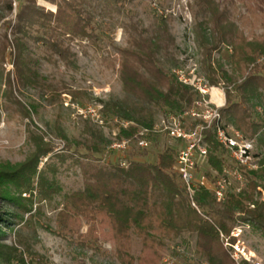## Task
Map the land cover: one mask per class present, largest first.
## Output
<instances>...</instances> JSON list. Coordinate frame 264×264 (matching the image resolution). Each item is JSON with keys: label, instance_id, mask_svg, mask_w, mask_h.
Returning <instances> with one entry per match:
<instances>
[{"label": "trees", "instance_id": "obj_1", "mask_svg": "<svg viewBox=\"0 0 264 264\" xmlns=\"http://www.w3.org/2000/svg\"><path fill=\"white\" fill-rule=\"evenodd\" d=\"M41 1L54 6L55 11H46L37 0L17 2L15 19L4 23L6 28L0 35V64L8 50V56L13 57V80L10 74L6 76L8 98L23 119L38 117L42 104L56 111L54 120L44 125L50 136L63 143V153H54L57 147L27 126L26 139L32 150L18 170L7 176L9 183L26 180L16 191L18 197L29 193L35 180L39 198L48 202L54 196L61 198L54 232L64 240H81L82 248L85 241L95 248L102 235L113 245L119 264H161L162 254L171 244L177 248V240L185 235L194 240L192 257L196 263L235 264L223 248L220 234L228 236L235 225L245 224L264 236V34L250 36L244 30L252 19H264V0H191L189 5L193 40L202 56L201 72L209 86H223V123L246 139L255 138L262 154L258 170L242 175L245 186L240 192L232 186L223 201L216 202L212 194L199 189L193 197L195 208L173 171L175 155L170 148H163L154 162L132 159L122 168L100 160L111 140L89 120L80 119L76 136L68 134L64 101L69 97L71 104L78 105L90 97L65 81L63 75L44 70L46 65L72 75L78 73L79 58L71 42H100L98 33L104 21L117 23L125 47H113L116 58L111 63L115 68L116 62L125 97L99 101L100 113L109 122L116 119L134 127L120 128L116 140L132 138L138 128L151 129L163 112L189 110L199 95L173 73L180 63L174 55L177 47L171 16L164 15L165 0ZM147 5L153 10L149 21L139 14ZM12 11L13 1L0 0V21ZM222 47L229 49L227 59L214 64L213 54ZM13 91L18 97L28 95L26 101L15 99ZM207 147L209 171L205 176L212 180L211 172L221 174L224 162L211 132H207ZM137 151L128 155L146 157V152ZM42 160L45 170H37ZM54 160L56 164L51 167ZM66 160L78 170L81 187L61 194L57 174ZM0 198L13 202L8 189L2 187ZM31 212L24 211L29 215L27 226L42 216ZM83 222L87 226L84 239L80 234ZM133 238L140 245L137 253L132 249ZM182 242L187 244L184 239ZM24 249L29 264H49L29 246ZM15 260L25 264L21 255Z\"/></svg>", "mask_w": 264, "mask_h": 264}, {"label": "rangeland", "instance_id": "obj_2", "mask_svg": "<svg viewBox=\"0 0 264 264\" xmlns=\"http://www.w3.org/2000/svg\"><path fill=\"white\" fill-rule=\"evenodd\" d=\"M11 1H13V11L10 16L0 21V35L6 28V26L4 27V23L15 19L17 4L23 0ZM37 4L43 7L46 11H55L54 6L41 0H37ZM190 4L191 0H165V3L163 4L164 10H166L164 15L171 16V31L176 39L175 45L177 47L174 55L175 59L180 63L175 71L172 72L176 73L177 76L186 79L189 82L188 85L193 88L194 91L196 90L192 85H195L198 82L207 87H211L210 99L212 101L216 98V93L213 90L218 91L220 95L224 96V91L222 89L223 86L222 84L218 87L209 86L201 72L202 56L193 40ZM237 7H239L237 11H240L241 13L242 8L239 4H237ZM139 14L145 21H149L153 15L152 7L147 5L146 7L140 8ZM257 20L254 21L252 19L251 25L248 27H246V25L244 26V28L246 27L244 29L246 34L248 33L250 36L264 34V19ZM109 24L110 23L107 21H104V27H102L101 31L98 33L99 37L102 39L100 42H71L73 51L78 54L79 58L80 71L78 73L72 75L69 72H64L63 68L55 70L46 65L44 66L45 71L63 75L65 81L75 88L83 89L88 97H90L89 101L86 100L78 105L75 103L71 104L69 97L64 101V104L66 103L68 106H63L65 109V115L63 118L65 119V129L70 135H77L76 127L78 126L80 119L89 120L78 114L77 106L79 109H81L80 107L86 106H98L101 109L99 101H106L110 97L118 99H124L125 97L116 75V62L115 68L111 63V61L116 58L113 47H115V49L124 48L125 37L117 23H113V25ZM228 53L229 49L227 47H222L218 53L213 54L212 62H214V64H216V62L222 64L227 59ZM4 57L3 64H0V187L8 189L9 195L14 203H9L6 199L0 198V264H18L15 259L20 255L23 262L29 264V259L24 249L25 245L29 246V248L35 253L46 257L49 264H119L115 259L113 245L102 235L99 236L95 248H91V245L86 241L84 248H82L79 244V241L81 240L70 237L64 240L54 232V220L58 211L61 210V206L58 205L61 201L59 196H54L50 202L42 200V198L38 197L37 184L34 180V183L30 188L31 191L27 194H22L20 196L21 198H19L16 191L19 185L24 184L26 180L23 181V179H21L15 183L8 182L7 176L9 177L18 170L19 166L23 164L32 150L26 139L27 126H29V130L35 134H43L45 142L51 143L54 147H57L54 152L56 154L63 153V143L50 136L49 131L44 125L45 121L54 120L57 115L56 111L42 104V108L39 110V116L33 117L32 120L28 121L23 119L18 114L17 108L11 104V101L8 98L6 76L7 74H10V78L13 80V57L8 56V50ZM0 60L2 59L0 58ZM224 69H227L226 66H224ZM71 75L73 76V81L70 79ZM13 96L15 99H19L23 103L26 101L25 98L28 95H25L26 97H18L13 91ZM67 110H69V113L66 112ZM165 113L167 112H163L157 116L155 124L165 115ZM89 121L96 125L91 120ZM96 126L104 132L107 139L111 140V144L115 143V133L118 134L115 127V121L109 122L105 119L103 125ZM250 141L253 142L254 155H258L260 158L259 161H261L262 154L258 152L256 148V139L253 138ZM172 146H174L173 141L167 138H158L149 150L143 151L147 153L146 157L133 156L131 158L128 155V159L154 162L156 155L161 152L163 148ZM137 150L138 149L132 148L128 153L138 152ZM139 151L141 152V150ZM120 158L121 153H117L115 150L110 149H107L105 153L100 156V160L103 163H115ZM222 160L224 162L223 171L221 174L211 172L212 180L205 176L209 171L207 163L200 165L198 174L200 176L203 175L209 182H214L215 180L226 176L230 171H233L235 166L226 154L222 156ZM44 163L45 160L40 161L37 170L45 168ZM70 163V160H66L62 170H59L57 174V182L61 189V194L75 191L81 187L80 174L76 168L70 167ZM53 164H56L55 160L50 164L51 167ZM244 174L245 173H243V175ZM48 177H51V175L49 174ZM233 181L234 179L231 178V182L234 185L235 183ZM244 186L245 179L243 176L241 190ZM194 194L192 195V201ZM187 197L190 201L188 195ZM262 200H264V197H262ZM28 210L32 211L31 214L34 212H36V214H42L41 218H38V220H31L34 224L29 226L25 225L28 221L27 219L29 215L24 213V211L26 212ZM46 227H49V229H46ZM235 229L241 230L239 237L234 238L230 233L228 236H224V243L227 242L230 245L238 246L240 252L246 254L247 261L243 260L242 257H239L238 261L235 262L231 257L234 250L232 248L230 249L228 246L225 248L222 243L223 248L235 264H264V236L260 232L252 231V229L245 224L235 225L231 232ZM86 230L87 226L83 222L80 229V234L83 235L82 239H84ZM182 239H184L187 244L183 243ZM176 243L178 245L177 248L171 244L162 254L161 264H164L163 260L166 258L173 260L175 264H198L192 257L194 245L192 237L185 235L177 240ZM139 248L140 245L138 241L136 238H133V252L137 253Z\"/></svg>", "mask_w": 264, "mask_h": 264}, {"label": "built area", "instance_id": "obj_3", "mask_svg": "<svg viewBox=\"0 0 264 264\" xmlns=\"http://www.w3.org/2000/svg\"><path fill=\"white\" fill-rule=\"evenodd\" d=\"M177 78L182 84H189L186 79L179 76ZM192 86L197 91L199 98L193 102L189 110L183 113H165L151 129L138 128L132 138L116 140L109 149L121 153V158L115 163L126 168L130 160L128 152L132 148L147 151L158 138H167L173 141L174 146L168 147L175 155L173 171L179 177L189 196L191 206L195 207L192 195L199 189H204L212 194L216 202L223 201L226 191L232 186H234L235 192H239L242 187L243 173L258 170L260 158L253 153L252 141L244 138L232 127L224 125L220 114L221 107H218L210 99L212 88L202 85L200 82ZM64 105L68 106L66 103ZM76 108L80 116L91 120L96 125L104 124L105 118L100 113V107L86 106L79 109L77 106ZM258 112L261 113V111ZM115 127L118 131L120 128L134 127V124L115 119ZM207 132L212 133L223 155L226 154L235 166L233 171L214 182H209L203 175L198 174L200 165L207 163ZM116 135L115 133V137ZM231 178L234 179V185ZM240 233V229H235L231 232V236L238 238ZM220 239L225 248L228 246L234 250L231 257L235 262L239 257L247 261L246 254L240 252L238 246L224 243L225 238L222 234H220ZM163 262L164 264H175L169 258L164 259Z\"/></svg>", "mask_w": 264, "mask_h": 264}, {"label": "crops", "instance_id": "obj_4", "mask_svg": "<svg viewBox=\"0 0 264 264\" xmlns=\"http://www.w3.org/2000/svg\"><path fill=\"white\" fill-rule=\"evenodd\" d=\"M216 93V98L213 99L212 101L218 106V107H223L224 106V96L220 95L218 91L213 90Z\"/></svg>", "mask_w": 264, "mask_h": 264}]
</instances>
